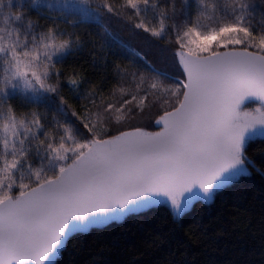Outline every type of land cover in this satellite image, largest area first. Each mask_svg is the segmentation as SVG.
<instances>
[{"label": "snow or ice", "instance_id": "1", "mask_svg": "<svg viewBox=\"0 0 264 264\" xmlns=\"http://www.w3.org/2000/svg\"><path fill=\"white\" fill-rule=\"evenodd\" d=\"M252 178L264 0H0V264L161 206L198 244L196 205Z\"/></svg>", "mask_w": 264, "mask_h": 264}, {"label": "trees", "instance_id": "2", "mask_svg": "<svg viewBox=\"0 0 264 264\" xmlns=\"http://www.w3.org/2000/svg\"><path fill=\"white\" fill-rule=\"evenodd\" d=\"M54 2V1H53ZM259 142L253 148H259ZM237 217V221L233 220ZM264 182L246 181L209 205L197 204L184 226L195 221L204 235L193 244L182 228L168 219L163 206L125 218L121 223L77 236L69 245L61 264H264ZM250 222L248 228L237 227ZM165 233V242L152 247L153 236ZM242 238H241V234ZM179 248L186 252L171 254Z\"/></svg>", "mask_w": 264, "mask_h": 264}, {"label": "water", "instance_id": "3", "mask_svg": "<svg viewBox=\"0 0 264 264\" xmlns=\"http://www.w3.org/2000/svg\"><path fill=\"white\" fill-rule=\"evenodd\" d=\"M253 101L252 100H249L248 101V103H252ZM212 202H210V203H203V204H205V205H209V204H211Z\"/></svg>", "mask_w": 264, "mask_h": 264}, {"label": "rangeland", "instance_id": "4", "mask_svg": "<svg viewBox=\"0 0 264 264\" xmlns=\"http://www.w3.org/2000/svg\"><path fill=\"white\" fill-rule=\"evenodd\" d=\"M54 1V0H53Z\"/></svg>", "mask_w": 264, "mask_h": 264}]
</instances>
